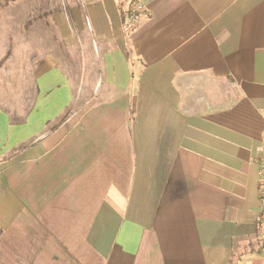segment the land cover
Segmentation results:
<instances>
[{"label":"crops","instance_id":"crops-1","mask_svg":"<svg viewBox=\"0 0 264 264\" xmlns=\"http://www.w3.org/2000/svg\"><path fill=\"white\" fill-rule=\"evenodd\" d=\"M141 1L127 33L124 0H66L93 91L48 54L30 109L0 108V264L264 261L243 263L264 255V0Z\"/></svg>","mask_w":264,"mask_h":264},{"label":"rangeland","instance_id":"rangeland-1","mask_svg":"<svg viewBox=\"0 0 264 264\" xmlns=\"http://www.w3.org/2000/svg\"><path fill=\"white\" fill-rule=\"evenodd\" d=\"M65 4L66 0H0V108L15 117L30 109L35 95V70L48 54L72 77L74 97L93 91L80 87L78 47L66 49L61 37ZM95 74L94 70L90 81H94ZM80 102L74 100L49 129L56 130L67 123L73 113L80 111ZM250 254L253 256H243V263L264 258L262 253Z\"/></svg>","mask_w":264,"mask_h":264},{"label":"built area","instance_id":"built-area-1","mask_svg":"<svg viewBox=\"0 0 264 264\" xmlns=\"http://www.w3.org/2000/svg\"><path fill=\"white\" fill-rule=\"evenodd\" d=\"M144 9L145 6L141 0H130L128 2L124 22L122 24V28L125 32L129 33L133 30L136 18ZM255 162L257 166V191L259 196L257 227L264 235V143ZM261 264H264V261Z\"/></svg>","mask_w":264,"mask_h":264},{"label":"trees","instance_id":"trees-1","mask_svg":"<svg viewBox=\"0 0 264 264\" xmlns=\"http://www.w3.org/2000/svg\"><path fill=\"white\" fill-rule=\"evenodd\" d=\"M128 1H130V0H124V2H119V4H118V7H119V10H120V12H121V15H122V17H123V22H124V16H125V13H124V4H125V2L127 3ZM63 119V118H62ZM61 119V120H62ZM58 121V120H57Z\"/></svg>","mask_w":264,"mask_h":264}]
</instances>
